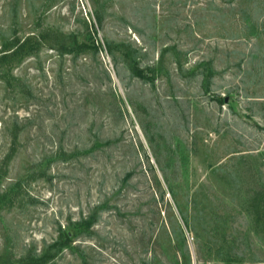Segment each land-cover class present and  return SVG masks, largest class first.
<instances>
[{"label":"rangeland","instance_id":"obj_1","mask_svg":"<svg viewBox=\"0 0 264 264\" xmlns=\"http://www.w3.org/2000/svg\"><path fill=\"white\" fill-rule=\"evenodd\" d=\"M0 264H264V0H0Z\"/></svg>","mask_w":264,"mask_h":264},{"label":"trees","instance_id":"obj_2","mask_svg":"<svg viewBox=\"0 0 264 264\" xmlns=\"http://www.w3.org/2000/svg\"><path fill=\"white\" fill-rule=\"evenodd\" d=\"M82 224H86V226H90L92 224V221L91 220H86V221H83V222H77L75 225L76 227L78 226H81ZM66 238L70 239L69 238V233H66Z\"/></svg>","mask_w":264,"mask_h":264}]
</instances>
